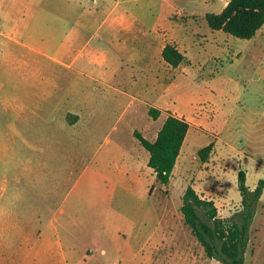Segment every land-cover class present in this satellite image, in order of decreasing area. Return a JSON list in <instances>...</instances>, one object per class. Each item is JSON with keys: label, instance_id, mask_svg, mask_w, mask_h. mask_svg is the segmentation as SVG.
<instances>
[{"label": "rangeland", "instance_id": "1", "mask_svg": "<svg viewBox=\"0 0 264 264\" xmlns=\"http://www.w3.org/2000/svg\"><path fill=\"white\" fill-rule=\"evenodd\" d=\"M223 1L197 5L182 29L161 30L155 49L149 25L120 47L99 31L73 69L0 42V264H222L205 255L180 206L197 179L198 192L229 218L241 208L238 172L251 190L264 179V26L252 40L213 32L205 16ZM186 4L165 9L173 15ZM28 18L1 25L18 19L22 28ZM167 37L186 45L187 70L156 59ZM92 49L99 59L80 67ZM7 98L23 113L4 108ZM168 114L190 128L164 185L134 133L153 142ZM247 239L244 264H264V190Z\"/></svg>", "mask_w": 264, "mask_h": 264}, {"label": "crops", "instance_id": "2", "mask_svg": "<svg viewBox=\"0 0 264 264\" xmlns=\"http://www.w3.org/2000/svg\"><path fill=\"white\" fill-rule=\"evenodd\" d=\"M155 1L157 0H0V42L14 44L17 48L19 47L18 49H24L37 57L46 58L56 65L73 69L80 58L81 51L91 43L99 31H103L106 38L112 41L116 47H120L123 43H127L123 40L124 35H137L140 29L149 25L148 31L153 36L152 47L155 49V43L161 41L160 36H158L161 30L165 32L168 29H182L190 22L189 17L197 16V9H195L197 5L209 6L219 0H187L190 4H186L185 8H180L173 15L170 12L171 8L167 11L165 9V7H170L172 0H158L159 3H162H160V7H154ZM227 2L228 0L223 1L222 9ZM139 4L144 6L139 7ZM12 15L28 16L29 18L22 23V28L16 25L19 22L18 19L9 27H2V19H10ZM159 15H161L160 21L163 24H160V21L155 18L154 24L150 28L152 20L151 18L149 20L148 17H159ZM174 15L176 17L173 18ZM166 21L167 25H164ZM194 22L196 21L194 20ZM262 30L263 27L252 39L256 38ZM89 31H92V33L90 32L88 36ZM161 37L163 38L164 35ZM135 38L137 37L135 36ZM170 43L174 44L178 52L184 57V64L180 63L176 69L184 68L187 70L186 66L190 64L187 48L177 37H167L165 39V43L161 44L160 55L157 56L154 52L156 59L158 62L161 60L163 64H167L163 61L164 59L162 60V50ZM3 54L5 55L6 52L4 51ZM98 54L97 49L89 51L84 58L85 61L80 62V67L82 65L85 67V64H93L99 59ZM83 71H86V69L79 68L80 73ZM104 73L106 71L101 74L105 75ZM6 101L4 108L11 109L16 115L23 113L24 105L17 104L10 98H7ZM12 102H15V104ZM184 143L185 140L183 145ZM183 145L168 184L178 171V163L184 153ZM184 164L186 169L188 163L185 162ZM181 173L188 174L185 170ZM197 181V179H194L193 182H190V186L201 198L210 200V198L202 196L198 192ZM86 253H91V249L87 250ZM67 261L65 259V264H68Z\"/></svg>", "mask_w": 264, "mask_h": 264}, {"label": "trees", "instance_id": "3", "mask_svg": "<svg viewBox=\"0 0 264 264\" xmlns=\"http://www.w3.org/2000/svg\"><path fill=\"white\" fill-rule=\"evenodd\" d=\"M206 23L212 31H222L238 39H252L264 26V0H228L218 14L207 13ZM163 59L172 67H177L184 57L174 47L167 44L162 50ZM160 110L149 108L148 115L157 119ZM74 118H77L74 115ZM189 123L173 114H168L153 142L135 132L134 136L148 152L147 166L153 171L157 181L166 185L186 138ZM209 143L198 151L205 161L212 150ZM238 191L241 195V208L229 218H221L212 200L201 198L187 186L182 195L180 213L191 235L196 238L208 258L222 264H244L247 243V229L252 221L255 205L264 190V179L258 181L251 190L246 185L245 171L237 175Z\"/></svg>", "mask_w": 264, "mask_h": 264}]
</instances>
